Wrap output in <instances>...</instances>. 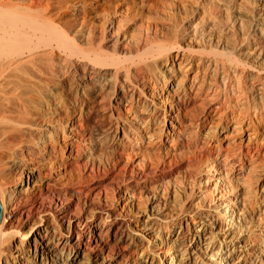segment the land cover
<instances>
[{
	"label": "bare ground",
	"instance_id": "obj_1",
	"mask_svg": "<svg viewBox=\"0 0 264 264\" xmlns=\"http://www.w3.org/2000/svg\"><path fill=\"white\" fill-rule=\"evenodd\" d=\"M90 1L0 0V264H225L264 177V0ZM184 182L194 227L138 210ZM255 217L232 264H264Z\"/></svg>",
	"mask_w": 264,
	"mask_h": 264
},
{
	"label": "rangeland",
	"instance_id": "obj_2",
	"mask_svg": "<svg viewBox=\"0 0 264 264\" xmlns=\"http://www.w3.org/2000/svg\"><path fill=\"white\" fill-rule=\"evenodd\" d=\"M179 1H181V0H176V5L179 3ZM230 1H232V0H230ZM230 1H229V3L231 5L232 2H230ZM191 2H193V0H191ZM90 3H91L90 0H40L39 7L41 10L44 8H47V10H49L50 12L59 11L61 13L63 20L61 19V17H60V19H56L55 22L58 23V22L67 21V19L69 20L70 16H68V15H70L71 10H73V9H82V8L90 9L89 8ZM191 4H189L190 7H192ZM241 4H244V5L247 4V0H242ZM228 6L229 5H227V2L224 0L216 2L210 6L211 13L215 16H224L226 14V9ZM90 17L92 18V20H95L93 14L90 15ZM103 44H102V46L104 47V50L107 51L108 53H111L110 44H108L106 42H104ZM100 116H101L100 113H96L94 117L97 120V119H99ZM91 122H93V121H91ZM263 185H264V177H261L260 179L257 180V183L254 184V186H251L252 188L250 187V190L253 194H251L250 197L252 199L250 198V202L248 203V205L250 206L249 210L245 211V213L242 215V217H240V219H239L240 221H238L239 223L234 222V227L231 230L232 236H229V238H228V239H230L231 237L236 238L238 236V234L241 233L242 239L235 241L234 242L235 246L227 249L228 253L230 252L231 254L227 253L229 256L227 257L228 259H226L227 261L225 262V264H232V262L233 263H234V261L236 262L239 257L243 256L244 253H241V252H243L242 248L239 249V247H238L241 244L240 242L243 240L245 241L247 239H251L257 231V228H256L257 222L255 220V218H256L255 216L257 215V211L259 209H262V210L264 209V205L260 206L258 204V202L261 199L260 194H261V189H262ZM188 186H189L188 183L184 182L182 184H177V186H166V185H164V186H160L159 188H147V189L143 190L141 193L142 195L140 196V199H139L140 200L139 201V204H140L139 207L140 208L138 207V210L140 209L141 210V211L139 210L140 212L143 211V213H146V214L154 213L153 215H158L161 217H163V216L165 217V215H166V217L172 222H176V220H178V219H181V220L188 219L189 226L194 227L197 224V221H199L198 218H194V217H197V215L201 214V213H203V214L210 213L209 212V210L211 208L210 205L212 206L213 202L211 201V196L208 195L206 200L204 199V201L202 200L201 202H199V204L201 203L200 204V206H201L200 210L199 211L196 210V212H195V208L198 205V203H196L198 201V198H197L198 194H196V191H195L196 188L195 187H193V186L188 187ZM227 189L231 190L230 187H228ZM76 191H77V189L75 188L74 190L70 191V193H69L70 196H72L71 198H72V201L74 203L82 200V199H80V195L78 194V192L76 193ZM183 210H184V212H183ZM133 211H134V209L129 210V212H128V214L131 215L130 217L132 218V220H134V217H136L134 214L136 211H134V212ZM111 212L113 214L116 213L114 210ZM246 212H247V214H246ZM189 214H191V215H189ZM190 216H192V218ZM261 216H262V214H261ZM143 217L144 216H141L139 218V220L142 219ZM196 219H198V220H196ZM131 224L133 227L136 228V225L134 224V222H131ZM219 227L220 226H217L216 230L215 231L213 230V231L217 232V229ZM205 229L207 231L209 229H215V227L212 228L208 225H205ZM234 233H236V234H234ZM225 237L226 236L223 237L220 234L216 235V238H219V239L225 238ZM225 241H227L226 238L223 239V242H225ZM238 243H240V244H238ZM261 243H263V245H264V242H261ZM263 249L260 248L259 251H261ZM167 261L168 260H165L164 263L166 264ZM99 262H96L94 264H98Z\"/></svg>",
	"mask_w": 264,
	"mask_h": 264
},
{
	"label": "water",
	"instance_id": "obj_3",
	"mask_svg": "<svg viewBox=\"0 0 264 264\" xmlns=\"http://www.w3.org/2000/svg\"><path fill=\"white\" fill-rule=\"evenodd\" d=\"M2 212H3V209H2V206H1V204H0V224H1V222H2Z\"/></svg>",
	"mask_w": 264,
	"mask_h": 264
}]
</instances>
